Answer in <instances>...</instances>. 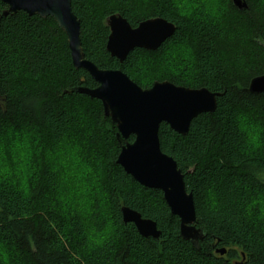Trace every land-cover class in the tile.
Returning a JSON list of instances; mask_svg holds the SVG:
<instances>
[{
  "label": "trees",
  "instance_id": "1",
  "mask_svg": "<svg viewBox=\"0 0 264 264\" xmlns=\"http://www.w3.org/2000/svg\"><path fill=\"white\" fill-rule=\"evenodd\" d=\"M186 1L193 7L71 0V8L84 57L98 68L119 69L142 88L167 80L221 94L185 135L166 123L158 130L192 193L204 233L197 247L180 237L162 192L116 163L133 136L117 139L101 103L71 91L97 84L73 66L64 32L51 17L3 15L0 1V264H264V144L246 146L240 127L244 115L264 126V93L247 90L264 75V0H242L243 8ZM116 13L133 27L161 17L175 31L156 50L136 48L119 62L105 47L106 19ZM121 206L152 219L160 236L124 223ZM90 230L101 234L93 239Z\"/></svg>",
  "mask_w": 264,
  "mask_h": 264
},
{
  "label": "water",
  "instance_id": "2",
  "mask_svg": "<svg viewBox=\"0 0 264 264\" xmlns=\"http://www.w3.org/2000/svg\"><path fill=\"white\" fill-rule=\"evenodd\" d=\"M6 9L3 15L23 11L42 18L51 17L64 32L75 68L84 69L97 84L93 88L77 87L71 91L98 100L104 115L117 128V139L133 136L120 148L116 163L140 185L158 189L170 212L179 218V235L194 247L204 236L196 227L193 196L188 192L184 175L176 161L160 149L158 130L166 123L171 130L185 135L199 114L213 112L221 94L205 87L189 88L170 81H155L142 88L119 69H100L84 57L80 40V22L71 8V0H0ZM245 7L242 0H233ZM109 34L106 50L111 57L123 62L129 52L138 48L156 50L175 31V25L161 17L131 24L120 14L106 19ZM250 93H264V75L254 77L247 88ZM69 91V90H68ZM122 221L132 223L144 237L158 238L156 223L127 207H120ZM220 254L225 249L217 250Z\"/></svg>",
  "mask_w": 264,
  "mask_h": 264
},
{
  "label": "clouds",
  "instance_id": "3",
  "mask_svg": "<svg viewBox=\"0 0 264 264\" xmlns=\"http://www.w3.org/2000/svg\"><path fill=\"white\" fill-rule=\"evenodd\" d=\"M241 131L245 134L246 146L260 147L264 144V126L259 122H250V117L244 115L240 117Z\"/></svg>",
  "mask_w": 264,
  "mask_h": 264
},
{
  "label": "rangeland",
  "instance_id": "4",
  "mask_svg": "<svg viewBox=\"0 0 264 264\" xmlns=\"http://www.w3.org/2000/svg\"><path fill=\"white\" fill-rule=\"evenodd\" d=\"M183 3H185V4H183V5H185L186 7H193V6H192V3H193L192 1H191L190 3H188L186 0H183ZM69 152H71V151H69ZM70 156H71V154H70ZM58 157H59V156H58ZM58 157H57V158L55 157L53 162H55V161L60 162V161H59V160H60V157H59V158H58ZM75 157H76V156H75ZM55 164H56V163H55ZM75 166L77 167V165H75ZM76 167H75V168H76ZM71 169H73V168H70L69 170H71ZM73 170H74L75 172H77L76 170H78V169L76 168V170H75V169H73ZM90 233L92 234L91 237H92L93 239H97V238L99 237V234H101V231H98V232L94 233L93 230H90ZM101 238H102V236H101Z\"/></svg>",
  "mask_w": 264,
  "mask_h": 264
},
{
  "label": "snow or ice",
  "instance_id": "5",
  "mask_svg": "<svg viewBox=\"0 0 264 264\" xmlns=\"http://www.w3.org/2000/svg\"><path fill=\"white\" fill-rule=\"evenodd\" d=\"M209 3H215L216 0H208Z\"/></svg>",
  "mask_w": 264,
  "mask_h": 264
}]
</instances>
